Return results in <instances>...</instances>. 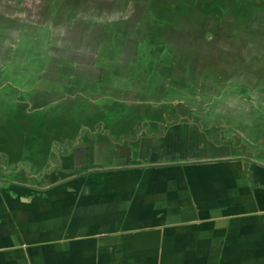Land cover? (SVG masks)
I'll return each mask as SVG.
<instances>
[{"label":"crops","instance_id":"crops-1","mask_svg":"<svg viewBox=\"0 0 264 264\" xmlns=\"http://www.w3.org/2000/svg\"><path fill=\"white\" fill-rule=\"evenodd\" d=\"M162 3L0 0V264H264V34L190 93L156 57L196 18Z\"/></svg>","mask_w":264,"mask_h":264},{"label":"rangeland","instance_id":"rangeland-1","mask_svg":"<svg viewBox=\"0 0 264 264\" xmlns=\"http://www.w3.org/2000/svg\"><path fill=\"white\" fill-rule=\"evenodd\" d=\"M38 0H29V3L35 6ZM83 1V0H75ZM98 1V0H95ZM121 2H139L141 6L157 2L158 6L164 7L162 2H166L167 6H175L180 4L185 7V14L183 16L189 17V20L194 19L195 24L189 23L187 29L182 26V33L185 32L188 36V51L187 56L179 58L178 56H168L165 60L159 55L156 57L158 64H172L187 65V89L195 94L196 91L210 92L211 81L202 82V78H211V70L213 71V57H212V42L220 37L221 44H227L229 40L224 37L229 32L233 33H247V34H264V0H108ZM168 8V7H167ZM158 8L155 13L158 16H168L169 9ZM184 9V8H183ZM143 11V16L147 10ZM153 11V10H150ZM173 14L174 12L171 11ZM167 13V14H166ZM172 14V15H173ZM191 21V22H194ZM179 28L180 26H173ZM253 37V36H252ZM225 39V41L223 40ZM254 43L257 44L256 41ZM222 46V45H221ZM222 48V47H221ZM224 50V48H223ZM222 51V50H221ZM164 61V62H163ZM232 65L241 70L243 73V60L241 57L228 56L227 53H221L219 66H221L219 75L221 81L227 82L229 77L233 78L235 73H229L227 67ZM204 68L207 72H201ZM203 70V69H202ZM173 74V73H172ZM174 75V74H173ZM178 75V74H177ZM241 75V76H242ZM198 82V83H197ZM176 85L175 79L172 81ZM184 89L185 85L181 84ZM196 88H192V87ZM199 87V88H198ZM181 89V91H184ZM174 93V92H172ZM197 94V93H196ZM205 96V95H204ZM195 97V96H194Z\"/></svg>","mask_w":264,"mask_h":264},{"label":"trees","instance_id":"trees-1","mask_svg":"<svg viewBox=\"0 0 264 264\" xmlns=\"http://www.w3.org/2000/svg\"><path fill=\"white\" fill-rule=\"evenodd\" d=\"M176 107H177V114L176 115L165 114V120H164V122H161L159 124L160 130L158 132H156L157 134H161L163 132L162 127H164L165 125H168L169 123H172V122H179L181 120L179 104H176ZM184 110L186 112L189 111V109L187 107H184ZM187 119L196 121L202 129L211 130V132H209V137L211 139L215 140L216 142L220 141V139L223 140V138L220 136L223 127L215 125V124H211L209 126H206L205 124H203L201 118L197 115L187 116ZM219 136H220V139H219ZM121 139L131 140V139H134V136H123ZM236 144H239L241 147H245L244 144L240 143L239 141L236 142Z\"/></svg>","mask_w":264,"mask_h":264}]
</instances>
